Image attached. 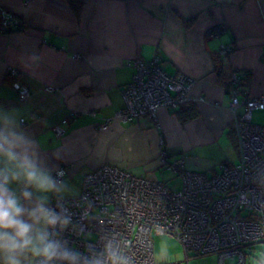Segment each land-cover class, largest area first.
<instances>
[{"label": "crops", "instance_id": "1", "mask_svg": "<svg viewBox=\"0 0 264 264\" xmlns=\"http://www.w3.org/2000/svg\"><path fill=\"white\" fill-rule=\"evenodd\" d=\"M0 5L23 24L0 31V132L23 138L29 158L52 178L66 169L58 191L48 193L9 178V195L28 211L41 196L48 197L47 206L56 195L80 194L85 176L105 164L167 184L175 179L174 189L181 188L182 177L163 159L184 158L191 171L216 170H203L193 153L223 132L237 141L232 96L216 65L223 47L229 49L226 70L250 73L245 95L264 94V0H0ZM217 29V35H208ZM156 56L169 74L191 79L192 101L181 112L160 108L155 117L118 118L134 58ZM12 67L30 90L25 101ZM192 105L196 114L190 116L186 110ZM58 124L62 135L54 129ZM5 175L0 167V187ZM3 260L0 253V264Z\"/></svg>", "mask_w": 264, "mask_h": 264}, {"label": "built area", "instance_id": "2", "mask_svg": "<svg viewBox=\"0 0 264 264\" xmlns=\"http://www.w3.org/2000/svg\"><path fill=\"white\" fill-rule=\"evenodd\" d=\"M12 16L4 11L3 29L11 25ZM132 64L136 72L123 89L125 106L118 118L155 117L162 107L175 111L190 102L192 81L183 74L170 76L160 58H136ZM9 73L17 79L20 100H27L30 90L18 80L19 71L10 68ZM230 105L233 111L242 109L237 110L240 118L235 114L236 163L201 173L187 170L184 158L163 159L182 177L179 189L105 164L85 176L80 194L54 196L46 207L69 223H58L49 233L67 258H54L49 264H158L153 232L173 236L195 257L217 254L218 264H228L231 258L236 259L233 264H246L248 246L264 239V126L253 122V112L264 109V94L240 100L235 93ZM26 122L22 118L21 123ZM54 129L58 135L65 132L62 124ZM65 175V168L56 171L57 186ZM3 180L0 177V183ZM36 264H44L43 258Z\"/></svg>", "mask_w": 264, "mask_h": 264}, {"label": "clouds", "instance_id": "3", "mask_svg": "<svg viewBox=\"0 0 264 264\" xmlns=\"http://www.w3.org/2000/svg\"><path fill=\"white\" fill-rule=\"evenodd\" d=\"M4 126L7 130V119ZM0 167L6 173L5 186L0 187V253L4 256L3 264H35L37 258H43L44 264H49L54 258H67L66 254L59 252L60 245L51 242L53 236L49 229L58 223L62 227L67 226L69 221L45 206L48 197H39L35 210L28 211L15 196L9 195V178L24 180L40 193L58 191L51 174L41 168L38 161L29 158L23 138L11 132H0ZM23 195L27 198L28 192Z\"/></svg>", "mask_w": 264, "mask_h": 264}, {"label": "rangeland", "instance_id": "4", "mask_svg": "<svg viewBox=\"0 0 264 264\" xmlns=\"http://www.w3.org/2000/svg\"><path fill=\"white\" fill-rule=\"evenodd\" d=\"M218 34V29L215 32L209 33L210 36H215ZM226 50V48H225ZM224 53V52H221ZM12 69H16L12 67ZM179 75V74H178ZM237 75L236 73L232 74V78ZM231 108V105H230ZM237 110L242 111L238 106L232 111L236 114V118H240ZM253 121L256 124L264 125V109L256 110L253 112ZM110 121L107 123V128L109 127ZM234 133L235 139H237V129L234 120ZM101 128V126H100ZM104 130V129H102ZM194 156L197 157L199 164L203 167V170H213L220 169V165L223 163L234 164L239 159L238 154V145L237 142L230 137L228 132H223L221 135L215 137L210 143H207L204 146H201L197 149ZM123 168V167H122ZM173 172V170H172ZM201 173H205L206 171ZM211 173V172H210ZM172 175V174H171ZM170 174L168 177H172ZM173 182V184H172ZM168 185L177 186L176 180L169 181ZM152 238L154 240V256L158 264L164 263H175L186 261L187 257H191L190 264H218V255L211 254L209 256L193 257L194 252H187L183 244L179 242L176 238L169 234L161 235L152 233ZM247 253V262L246 264H264V239L255 243L252 248L246 250ZM228 264H233L236 262L235 258H231L228 261Z\"/></svg>", "mask_w": 264, "mask_h": 264}, {"label": "trees", "instance_id": "5", "mask_svg": "<svg viewBox=\"0 0 264 264\" xmlns=\"http://www.w3.org/2000/svg\"><path fill=\"white\" fill-rule=\"evenodd\" d=\"M4 11L6 12H9L11 13V16H15L14 13H12L11 11H8L7 9L3 8L1 5H0V31L2 32H8V31H14V30H20L22 28V21L20 18L16 17L15 16V19L19 20L18 23H15V19H13V16H12V19H13V22L11 23V25L6 28V29H3V14H4ZM219 32V30H218ZM224 49L223 50H220L219 51V57L216 59V65H217V70L218 72L220 73V76L222 77V82H223V85L225 86L226 90L228 92L231 93V96H234L235 93L238 94V97L240 100H245L246 97H251V96H247V94L245 95L244 91H243V88L247 85V83L250 82V73L249 72H244L243 70H239V69H231V70H226L225 68V64H224V57L226 55H228V51L229 49H227L226 47H223ZM226 48V50H225ZM221 52H224V53H221ZM158 58H160V56H156ZM155 57V58H156ZM154 59V58H153ZM161 59V58H160ZM152 60V59H151ZM151 60H145L146 62H150ZM163 70L166 71V69L163 67ZM135 69H133V76H132V79L134 77V74H135ZM167 72V71H166ZM168 73V72H167ZM233 73H236L237 74V77H234L233 79L232 78V74ZM169 74V73H168ZM178 74H182V73H178ZM178 74H169L170 76H176ZM184 75V74H183ZM186 76V75H185ZM187 78H189L188 76H186ZM190 79V78H189ZM191 80V79H190ZM132 81V80H131ZM130 81V82H131ZM129 82V83H130ZM128 83V84H129ZM127 84V85H128ZM126 85V86H127ZM124 89V88H123ZM263 95V94H262ZM260 95V96H262ZM241 97V98H240ZM243 97V98H242ZM259 97V96H258ZM251 98H254V97H251ZM187 104H185L184 106H182L181 108L185 107ZM180 108V109H181ZM259 110H263V109H259ZM180 111V110H179ZM186 111H191L190 113V116H193L196 114V107L194 105H192V107H190L189 109H187ZM256 111V110H255ZM181 112V111H180ZM254 122V121H253ZM255 123V122H254ZM264 126V125H263ZM230 136L232 138L233 136V133L230 132ZM237 142V141H236ZM239 156V155H238ZM232 164V163H230ZM221 165H228L227 163H223ZM220 165V166H221ZM174 189V188H173ZM254 244L248 246V248H252ZM187 251V250H186ZM188 252V251H187ZM189 257V256H188ZM187 257V258H188ZM195 257V256H193Z\"/></svg>", "mask_w": 264, "mask_h": 264}, {"label": "bare ground", "instance_id": "6", "mask_svg": "<svg viewBox=\"0 0 264 264\" xmlns=\"http://www.w3.org/2000/svg\"><path fill=\"white\" fill-rule=\"evenodd\" d=\"M134 59H136V58H134ZM191 88H192V85H191ZM191 88L189 89V94H188L189 95V98H190V100H189L190 102L192 101L191 96H190ZM162 108H166V107H162Z\"/></svg>", "mask_w": 264, "mask_h": 264}]
</instances>
